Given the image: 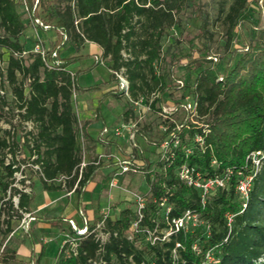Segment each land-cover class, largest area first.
Wrapping results in <instances>:
<instances>
[{
    "label": "trees",
    "instance_id": "1",
    "mask_svg": "<svg viewBox=\"0 0 264 264\" xmlns=\"http://www.w3.org/2000/svg\"><path fill=\"white\" fill-rule=\"evenodd\" d=\"M253 1L233 0L228 10L222 11L227 47ZM186 2L201 23L200 36L206 37L209 20L198 0H39L37 5L35 0H27L28 10L21 9L17 0H0V62L7 55L6 66L0 65V88L9 84L22 120L34 125L33 131L27 133L32 136V144L28 136L24 143L36 157L33 164L41 170L45 191L61 190V186L54 184L61 176L75 173L73 185L78 178L82 155L73 100L77 75L71 76L67 70L70 61L66 59H61L58 69L49 70L40 56L30 54L29 62L21 57L24 51H30L21 38L31 26V18L41 15L57 31H66L77 49L86 42L99 46L103 57L110 60L111 71L124 69L131 100L159 93L154 106L162 102L167 92L179 89L166 84L164 76L157 72V64L164 59L163 35L174 25L175 14ZM124 51L129 52L128 57ZM211 60L200 57L191 63ZM116 79L112 73L111 80ZM194 93L200 118L211 117L206 123L208 133L197 125L184 127L174 162L161 176L162 183L147 175L151 195L147 197L140 226L155 229L160 215L155 201L161 200L171 206L169 221L190 211L198 215L201 223H191L168 240L153 244L146 234L133 231L137 212L126 208L116 219L105 220L100 231L109 234L106 242L92 233L97 223L90 225L88 233L80 236L74 247L67 243L59 249L55 264H264V158L248 200L237 191L238 183L253 174L248 157L264 152V29L259 31V41L241 53L232 66L228 64L222 74L215 66L202 70L196 78ZM5 105L0 100L2 116ZM87 127L85 122L82 131L89 138ZM173 129L171 125L169 132ZM196 134L203 135V148L194 143ZM1 147L7 148V142L2 141ZM187 148H192L189 155L184 152ZM185 163L205 178H224L228 170L232 174L226 178V187L217 189L203 206L200 192L186 186L175 174L176 167ZM1 164L10 178L19 171V167H14L15 160L9 165L1 160ZM98 169L91 165L84 171L79 192L93 180ZM11 184L0 181L5 193ZM14 195H19L18 208L9 201L5 203L9 204V214L0 212V248L13 231L11 220L22 219L24 213H29L33 201V194L19 189H14ZM160 228H169L168 221ZM17 262L15 251L6 249L0 253V264Z\"/></svg>",
    "mask_w": 264,
    "mask_h": 264
},
{
    "label": "rangeland",
    "instance_id": "2",
    "mask_svg": "<svg viewBox=\"0 0 264 264\" xmlns=\"http://www.w3.org/2000/svg\"><path fill=\"white\" fill-rule=\"evenodd\" d=\"M232 1L198 0L202 11L209 20V33L206 37L200 36L201 23L187 2L175 14L174 25L164 33L161 41L164 59L157 64V72L164 76L166 84L179 87V89L167 92L163 96L162 102L151 106L150 110L146 108L151 102V96H145L146 100L142 104L144 112L141 120L136 115L129 97L125 96L119 89L117 79L115 82L111 80L110 60L103 57L101 62L100 58H97L96 54L99 53V50L94 47L95 45L77 49L76 46L71 44V41H69L70 43H61V36L55 28L49 31L39 29V38H37L31 26L26 28L21 38V42L26 49L31 50L37 40L45 43L47 47H56L61 58L70 61L68 70L77 75V88L73 91V100L75 112L77 114L76 105L79 104L78 109L82 118L81 120L77 116V143L81 150L82 160L92 162L98 160L101 156H107L114 152H119V157L122 158L123 155H127L128 151H133L138 157V163L140 164L138 171L116 177L118 186L115 188H110L109 182L114 177L117 168L116 161L114 158L101 161L98 166L100 169L107 166L105 163L109 161V166L113 170L103 176L96 174L90 182L88 190L83 189L84 197L83 200L81 199L83 202L81 211L84 213L85 220L89 225L100 222L99 219L103 215L116 219L119 213L126 208L137 212V197L147 198L151 195L147 175H150L152 181L157 180L162 183L161 176L164 171L161 167L162 163L159 162L160 149L159 146L153 144L162 138L161 125H170L160 115L162 108L171 109L179 102L186 99L191 100L195 94L196 78L202 70L215 66L217 71L222 74L228 64L232 66L241 53L246 52L251 44L259 41V31L264 29V2L254 0L246 13L242 15V19L238 22L234 31L233 40L230 46L227 47V27L222 20L224 15L222 11H227ZM39 17L42 18L41 15ZM128 53L124 51V56L128 57ZM28 56L25 57L27 62H29ZM200 57H208V59H212V62L191 63L192 60ZM214 58H217V61ZM6 64L7 55L0 62L3 68ZM2 89L5 95L1 101H5L6 105L3 108V116L0 115V181L3 183L8 181L12 183V186L5 193L0 185V199H4L1 210L7 216L10 210L9 204L5 205V203L16 201L17 195H14V189L25 190L28 194L34 193L33 206L44 202L45 190L41 180H39L41 170L33 164L36 157L27 147L26 142L24 143L26 136H28L27 133L33 131L34 125L22 120L18 103L9 84L5 83V87ZM170 117L180 122L183 119V114L177 112L170 115ZM83 120H89L87 132L90 136L99 139L100 133L104 135L103 138L100 137V140H98L100 144L99 154L96 153V146L93 145L90 138L83 135ZM209 120H211L210 116H203L198 119V122L206 125ZM130 123L136 124V142L139 145V150H142L141 153L139 150L133 149L130 132L123 128L124 125ZM105 126L110 132L103 134ZM115 129H120V135L114 132ZM27 138L32 144V136ZM114 139L115 142H112ZM2 141L7 142V148L1 147ZM110 146H115L113 147V153ZM1 160H4L5 163L16 161L14 167H19V171L14 174L13 178L9 177L7 170L1 164ZM143 163H145V166H141ZM149 171L151 172L149 173ZM54 184L61 186L64 194L71 192L74 187L72 179H66L62 176ZM77 192H79L78 189ZM78 199V195L73 196L72 204H77ZM99 206L101 210L98 209ZM51 211V209H48L40 213L39 216L44 217ZM100 211H103V214H100ZM36 215L37 213L32 214L35 221L39 220ZM76 218L78 222L81 221V224H84V219L79 214ZM21 221L22 219L17 218L11 220L13 231L21 225ZM156 221L160 233L166 234L170 231L169 228H160V225L165 222L162 212L156 218ZM192 222L190 221L188 225ZM197 222L201 223L200 219ZM52 224H55L54 228H65L67 233L72 234L68 220H47L39 222L36 229H33L32 226L31 237H28V234L23 231L17 235V238L24 239V242L31 248L37 249L36 257H40V264H55L61 243L65 239L64 233L62 234L64 231L54 230ZM95 234L98 235L99 232L97 231ZM12 239L10 235L7 237L5 243H3L6 244L4 251L8 249L7 245ZM34 264H37V262H34Z\"/></svg>",
    "mask_w": 264,
    "mask_h": 264
},
{
    "label": "built area",
    "instance_id": "3",
    "mask_svg": "<svg viewBox=\"0 0 264 264\" xmlns=\"http://www.w3.org/2000/svg\"><path fill=\"white\" fill-rule=\"evenodd\" d=\"M21 9L28 10L27 6V0H17ZM39 0H35V4L37 5ZM264 2V0H262ZM34 26L35 28L43 29L44 31H49L52 28H54L52 25L47 24L44 22L41 18H31V26ZM61 36V43L69 42V36L66 31L61 30L58 31ZM30 54L40 56L45 67L49 70L58 69V67L61 64V57L59 55V51L57 48H46L44 44L41 41H37L32 49L30 51H24L21 55V57H26ZM215 61H217V58H214ZM102 62V60H101ZM117 78L118 87L122 91V93L125 96L129 97V100L131 101L132 105L135 108L136 115L139 116V119L141 120L143 117V106L142 104L146 100V97L141 96L137 100H131L130 98V82L128 78L124 75V69H122L120 72H113ZM71 76L74 77L75 75L70 72ZM5 93L3 89L0 88V100L4 97ZM159 98V93H154L151 95L150 104L146 108L147 110H150L153 102ZM177 112H181L183 114V119L180 122H177L173 120L170 115H173ZM0 115H1V109H0ZM161 116L165 118V120L168 121L170 125H161V131H162V138L157 142L153 143L154 145L159 146L160 149V160L159 162L164 163L163 171L166 172L167 169L173 164L175 159V150L180 146V136L179 134L182 132L183 128H189L190 125H197L200 128H203V132L205 134L208 133L207 125H204L202 123L198 122L199 116V110H198V102L194 100L193 98L191 100H184L180 102L178 105L172 107L171 109H165L162 108ZM1 117V116H0ZM171 122V123H170ZM29 123V122H27ZM1 125V121H0ZM171 125H174L175 129L173 131L169 132L171 130ZM123 128L127 129L128 132H130V138L133 141V149L139 150V145L136 142V124L130 123L128 125H124ZM110 132L109 129L104 128L103 134H106ZM114 132L117 135H120V129H115ZM160 142V143H159ZM194 143L198 145L199 147L203 148L205 144V140L203 135L196 134L194 138ZM139 152L141 153L142 150L140 149ZM185 155H189L192 153V148H187L185 151ZM114 158V160L117 163V168L114 173V177L109 182L110 188H115L118 186L116 177L126 175L128 173H136L138 169L140 168V164L138 163V157L136 156L133 151H131L125 158L120 159L115 155H107V156H101L98 160L87 162L85 159L82 160L81 164L78 167V178L77 181L74 184V187L72 189V192H75L79 188V182L82 179V175L84 171L91 165L99 166L101 164L102 160H111ZM264 158V152H255L252 153L248 160L251 161L253 164V174L245 176L237 185V191L241 194L242 198L247 201L249 192L251 190L253 179L256 176L259 167L261 165V159ZM216 164V161L213 162ZM6 165H9L10 162L5 163ZM38 166V165H37ZM141 166H145V163L141 164ZM39 168V166H38ZM40 170V168H39ZM151 171H149L150 173ZM17 173V172H15ZM14 173V174H15ZM75 173H73L72 176L66 177L62 176L66 179H72ZM175 174L179 178L181 182H183L186 186L190 188L197 189L200 192L201 197V203L204 206L208 199L211 197V195L219 188H225L226 187V178L232 174V170H228L223 177L215 176L210 178H205L202 176L200 172H198L195 168L188 166L186 163L176 167ZM14 176V175H13ZM12 186V184H11ZM9 187V189L11 188ZM20 190V189H19ZM23 192H26L25 190H21ZM3 198L0 199V212L1 210V204L3 202ZM146 200L147 198L138 196L136 199L138 210H137V219L135 223L133 224V231L135 233H143L146 234L147 240L151 241L153 244L159 242L160 240H168L172 234L176 233L180 228H185L188 223L191 221L195 222L192 224L196 225L198 224L197 220H199L198 215H193L190 211L185 212L182 218L180 219H172L169 221V213L171 211V206L166 202V200H161L160 202H156V207L158 208L159 212L163 214V217L166 221H168L169 224V232L166 234L160 233L158 231L159 226L156 225L155 229L152 231L148 227L141 228L140 223L143 220L144 214L143 211L146 207ZM19 204V195H17L16 201L13 203L15 208H18ZM246 205H244L245 207ZM79 215L84 219L83 227H79L76 222L73 219H68V224L71 227L72 234H68L64 240V243L62 246L66 245L67 243L71 246H75L80 236H84L89 231V224L85 220V215L82 211H79ZM108 218L107 215L102 216V220L97 223L96 228L93 229L92 233H95L99 231V234L97 235L98 239H100L102 242H106L109 238V234L103 233L100 230L102 229L105 220ZM232 217H229V220L231 222ZM35 218L32 216L31 213H24L23 218L21 221L20 227L23 228L26 232L29 231V224L31 221H34ZM13 236V232L10 234V237ZM6 248V244H3L1 247V253L4 252V249Z\"/></svg>",
    "mask_w": 264,
    "mask_h": 264
},
{
    "label": "crops",
    "instance_id": "4",
    "mask_svg": "<svg viewBox=\"0 0 264 264\" xmlns=\"http://www.w3.org/2000/svg\"><path fill=\"white\" fill-rule=\"evenodd\" d=\"M32 27V29H33V31H34V33L36 34V36H37V38H39V29L40 28H35L33 25L31 26ZM38 41V40H37ZM36 41V42H37ZM56 41H57V39H56ZM35 42V43H36ZM43 43V42H42ZM70 43V42H69ZM44 44V46L46 47V48H50V47H47V45L45 44V43H43ZM72 44V43H71ZM72 45H74V44H72ZM90 46V45H95L94 47L95 48H97L98 50H99V53L98 54H96L97 55V58H100V61L102 60V58H103V51H102V49L99 47V46H97L96 44H93V43H89V42H86L83 46H82V48H84V47H86V46ZM75 46V45H74ZM59 55H60V52H59ZM61 57V56H60ZM63 59V58H62ZM67 70H68V68H67ZM69 71V70H68ZM70 72V71H69ZM115 89V88H114ZM114 91V90H113ZM79 105V104H78ZM78 105H76V108H77V116L79 117V119L81 118V113H79L80 111H79V109H78ZM74 108H75V105H74ZM95 117H97V116H95ZM94 117V118H95ZM97 119V118H96ZM81 120H82V118H81ZM84 121V123L85 122H88L89 123V120H83ZM105 128H107L106 126H105ZM87 129H88V127H87ZM102 136H104V135H102L101 133H100V137L101 138H103ZM100 137H99V139H96L95 137H92V136H90L89 135V138H90V140L92 141V143H93V145L94 146H96V149H95V151H96V153L97 154H99L100 153V151H99V146H100V144H99V141L98 140H100ZM146 139V138H145ZM112 142H115V139L114 140H112ZM110 147H112L111 149V152L113 153V147H115V146H110ZM91 152V151H90ZM89 152V153H90ZM130 152L128 151V153H127V155L129 154ZM112 155H115V156H117L118 158H120L119 157V152H114ZM127 155H123V157L122 158H120V159H123V158H125ZM107 164V166H104V167H102L101 169L99 168L98 170H97V172H96V174H101L102 176L104 175V174H109V173H111L112 172V170H113V168H110L111 166H109V164H110V162L109 161H107L106 163H105V165ZM95 174V175H96ZM95 177V176H94ZM40 180V179H39ZM89 184H90V182H89ZM89 184L86 186V188L84 187L83 189H85L86 191L88 190V187H89ZM83 189H82V191L81 192H77V191H75V192H69V193H67V194H64L63 193V191H62V189L61 190H54V191H45L44 193H45V200H44V202L42 203V204H38V205H34L33 206V202L30 204V212L29 213H31V214H34V213H37V215L36 216H38V218H39V220H34V221H32V222H30V224H29V231L28 232H26L23 228H21L20 226L18 227V228H16V229H14V231H12L13 232V236H12V240L9 242V244L7 245V248L9 249V250H12V251H15L16 252V255H17V259H18V261L19 262H17L16 264H34V262H37V264H40L41 263V259H40V257H36V252H37V249L36 248H34V247H30L27 243H25L24 242V239H22L21 237H18L17 238V235L20 233V232H25L26 234H28V237H31L30 236V231H31V229H32V226H33V229H36L37 228V226H38V223L39 222H44V221H49V220H68V219H73L75 222H76V224L79 226V227H83V224H81V221L80 222H78V220H77V215L79 214V211H81V207H82V205H83V202L81 201V199L83 200V197H84V191H83ZM33 194V200H34V193H32ZM75 195H78L79 196V199H78V201H77V204H75V205H73L72 204V198H73V196H75ZM66 201V202H65ZM56 206V207H55ZM48 209H51L52 211L48 214V215H46V216H44V217H40L39 216V214L40 213H42V212H45L46 210H48ZM98 209H100V206L98 207ZM101 210V209H100ZM100 214H103V211H100ZM54 225L55 224H52V226H53V229L55 230H62V231H64V232H62V234L64 233V237L66 238V236L69 234V233H67V230H65V228H61V229H57V227L56 228H54ZM69 228V227H68ZM70 230H71V227H70ZM65 240V239H64ZM64 240L62 241V243H61V247H62V245H63V243H64ZM60 247V248H61ZM35 260H37V261H35Z\"/></svg>",
    "mask_w": 264,
    "mask_h": 264
}]
</instances>
